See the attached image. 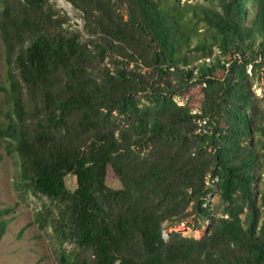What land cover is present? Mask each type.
<instances>
[{
  "label": "trees",
  "instance_id": "obj_1",
  "mask_svg": "<svg viewBox=\"0 0 264 264\" xmlns=\"http://www.w3.org/2000/svg\"><path fill=\"white\" fill-rule=\"evenodd\" d=\"M65 1L82 31L52 0H0V148L17 194L49 202L31 223L56 264H264V93L247 74L264 68V0ZM195 87L197 111L173 100ZM189 218L199 239H162Z\"/></svg>",
  "mask_w": 264,
  "mask_h": 264
},
{
  "label": "rangeland",
  "instance_id": "obj_2",
  "mask_svg": "<svg viewBox=\"0 0 264 264\" xmlns=\"http://www.w3.org/2000/svg\"><path fill=\"white\" fill-rule=\"evenodd\" d=\"M181 3L189 4H209V0H179ZM54 8L61 13H65L70 21L69 25L73 29L82 31V21L80 15L65 0H52ZM83 37L86 38V36ZM214 54L218 51L213 50V54L207 57V63L211 62ZM251 69H247V74L251 78L250 92L257 98L262 97L264 93V68L255 76L251 77ZM3 70L2 48L0 43V86L5 84ZM178 106H188L197 111L202 102V94L199 87L191 89L190 92L182 97H173ZM200 124H203L202 122ZM16 158L10 157L0 148V209L9 206L14 207L13 212L8 216L12 217L11 223L7 227V231L0 242V264H56L51 230H39L36 224L31 222L35 213L40 211L43 204L49 205L48 200L43 196H35L28 194L20 197L14 189L13 181L16 177L17 162ZM65 185L69 191H73L76 187L75 178L71 175L65 178ZM107 185L112 189H119L120 183L115 176L109 172L107 177ZM16 205V206H15ZM212 208L217 218L223 209V204L215 196L212 198ZM195 220L189 218L185 222ZM30 224V225H28ZM168 227H173L170 223H165ZM190 236V235H189ZM192 236V234H191ZM197 236V235H193ZM199 239V237H196ZM64 248L71 251L74 246L65 244Z\"/></svg>",
  "mask_w": 264,
  "mask_h": 264
},
{
  "label": "built area",
  "instance_id": "obj_3",
  "mask_svg": "<svg viewBox=\"0 0 264 264\" xmlns=\"http://www.w3.org/2000/svg\"><path fill=\"white\" fill-rule=\"evenodd\" d=\"M216 180L212 181L210 178L206 179L205 185L208 188H213L214 186L212 185L213 182H215ZM213 192H210L207 196H206V202L210 203L212 201L213 198ZM197 224H200L199 222H195V221H189V222H181L179 224H176L173 227H168L166 224L163 225L162 230H161V237L164 241H166L169 238V235L171 233H176L179 234L183 237H191L194 239H197L196 237H201L202 235V231H205L207 229L208 223H203L199 226H197ZM192 234V236H191ZM190 235V236H189ZM193 235H197V236H193Z\"/></svg>",
  "mask_w": 264,
  "mask_h": 264
}]
</instances>
